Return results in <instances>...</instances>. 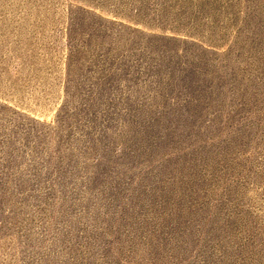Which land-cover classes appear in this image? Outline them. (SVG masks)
<instances>
[{
	"label": "rangeland",
	"instance_id": "rangeland-1",
	"mask_svg": "<svg viewBox=\"0 0 264 264\" xmlns=\"http://www.w3.org/2000/svg\"><path fill=\"white\" fill-rule=\"evenodd\" d=\"M0 264H264V0H0Z\"/></svg>",
	"mask_w": 264,
	"mask_h": 264
}]
</instances>
